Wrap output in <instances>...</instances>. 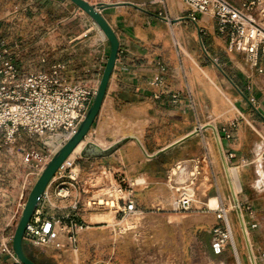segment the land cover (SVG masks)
Wrapping results in <instances>:
<instances>
[{
	"label": "crops",
	"instance_id": "0c3cea01",
	"mask_svg": "<svg viewBox=\"0 0 264 264\" xmlns=\"http://www.w3.org/2000/svg\"><path fill=\"white\" fill-rule=\"evenodd\" d=\"M88 1L106 4L100 12L117 34L119 52L100 112L83 147L75 150L56 173L40 204L45 220L62 221L70 242L66 246L49 242L40 252L52 264H137L135 253L140 246L149 250L169 247L180 258L177 228L170 218L175 211L155 208L154 204L173 198L174 186L166 179L167 173L179 163L195 166L199 161L203 166L199 159L205 155L213 185L204 201L209 204L216 198L220 205L227 199L242 203L243 217L250 219L248 239L242 226L247 256L237 232L235 242L243 262L249 258L251 247L257 263L264 264V192L253 185L260 171L264 175V165L263 161L257 166L242 163L254 161L260 147L264 154V74L243 53L229 49L228 36L218 31L211 16L199 14L193 22L182 0ZM56 3L55 8H72L65 19L72 18L74 4ZM60 22L50 21V25L57 30ZM41 24L38 22L39 27ZM85 25L92 28L83 34L96 31V43L102 48L94 72V88H98L111 46L95 22L85 19ZM259 64L264 66V53L260 54ZM201 97L208 100L210 115L216 116L218 107L217 123L202 120ZM226 132L231 136L227 137ZM88 145L97 148L84 156ZM222 149L225 155H231L227 162ZM97 154L101 155L94 156ZM102 168L112 172V179H124L130 186L166 180L138 190L135 199L144 214L141 226L128 229L118 240L102 210L90 213L73 208L83 196L80 184ZM70 172L77 176V182L70 179ZM37 180L32 178L34 183ZM62 185L70 187L65 198L57 195ZM133 194L135 197V190ZM196 214L191 218L193 229L210 225L200 213ZM119 216L120 220L126 218ZM114 228L121 229L119 224ZM5 258L0 264H14Z\"/></svg>",
	"mask_w": 264,
	"mask_h": 264
},
{
	"label": "built area",
	"instance_id": "2783aa9c",
	"mask_svg": "<svg viewBox=\"0 0 264 264\" xmlns=\"http://www.w3.org/2000/svg\"><path fill=\"white\" fill-rule=\"evenodd\" d=\"M182 1L189 9L193 22H197L199 14L211 16L218 31L228 36L229 49L243 53L246 60L259 73L264 74V66L259 64L260 54L264 53V0ZM13 54L8 47L0 49V254L19 262L12 245L15 233L12 227L16 220L18 223L26 206L25 193L28 189L31 191L36 184L32 178L40 177L52 156L76 133L92 106L97 88H89L83 82L78 85L69 84L64 78L65 65L61 63H53L48 68L39 67L25 73L14 62ZM42 62L45 63L46 58H42ZM226 133L227 137L231 136ZM216 134L220 141L217 130ZM222 152L226 162L227 159L229 161L231 155H225L223 149ZM65 163L58 172L65 167ZM100 171L98 173L101 174L97 173L101 179L99 182V176L94 175L80 184L83 196L74 203V210L90 212L92 208H111L109 203L116 200L120 208L118 214L131 216L138 212L140 207L132 186L124 179L117 181L113 178V184H109V188L113 187L111 191H106L96 199L87 198V194L92 192L86 189L88 182L93 185L98 183L99 188L104 189L107 181L105 178L112 175L107 168ZM69 177L73 182L78 181L72 172ZM124 186L129 195L127 198L116 199L112 190L117 187L124 190ZM69 193L70 187L62 185L57 195L65 198ZM44 197L45 193L40 198L24 235L25 240L39 246L50 242L57 227L62 230L66 228L60 220L43 218L40 204ZM191 202L190 198H179V210H188ZM235 205L243 222L242 203L237 200ZM216 212L217 218L226 223L224 227H216L214 230L211 242L213 251L221 254L229 245H233L236 251L233 231L224 217L226 208L221 207ZM243 231L247 237V231ZM249 248L250 263L255 264L254 253Z\"/></svg>",
	"mask_w": 264,
	"mask_h": 264
},
{
	"label": "rangeland",
	"instance_id": "374dc122",
	"mask_svg": "<svg viewBox=\"0 0 264 264\" xmlns=\"http://www.w3.org/2000/svg\"><path fill=\"white\" fill-rule=\"evenodd\" d=\"M55 2H57L56 4H58V2L74 4L71 0H0V49L8 47L9 51L14 52V62L25 73H30L39 67L48 68L53 63H61L65 65L64 78L69 84L78 85V83L83 82V84L89 88H93L96 83L94 72L98 68V64H100L101 60L100 53L98 52L102 50V48L96 43V31L93 30L87 34L83 33L92 28L90 25H85V19L92 20L93 22L94 20L76 4L73 5L75 10L72 18L65 19L67 16H70V10H72V8L58 5L55 8ZM40 21L42 24L39 27L38 22ZM50 21H61L59 25L56 26L57 30H54L55 27L50 25ZM262 24L264 26V22H262ZM94 25L95 24H93V26ZM37 26L39 28H36ZM97 28L101 31L100 27L97 26ZM81 34V39L73 41V39ZM54 48H56V51ZM42 58H46L45 63L42 62ZM81 68L83 69L82 71H80ZM203 99L204 98L201 97L202 120L217 123L218 118L220 117L218 114V107L216 116L210 115L208 100ZM256 159L254 161L250 159L249 161L244 162L246 164L245 166H257L261 161H263L264 165L263 147H260ZM199 160L203 166H199L200 163L197 161V169H195L196 180L194 184L196 190L190 189V192L186 197L193 200L188 210H179L178 199L181 192H176L175 189L173 190V198L170 197L166 202L154 204L155 208H167L175 211L170 218L172 221L171 223L175 224V227L177 228V236L180 242V258L178 254L172 252V249L169 247L168 249L164 248V250L161 247H157L158 249L155 247L153 250H149L140 246L135 253L137 264H210L212 261L217 264H251L248 257L244 262L242 261L241 249L236 242V251L233 245H229L226 248L227 251H224L221 254H216L213 251L211 242L214 237V230L216 227H224L226 223L223 219L217 218L218 212H216V210L225 207L226 214L224 217L228 219L232 226L234 240L236 238L235 232H237L239 238L242 239L241 247L245 250L247 256L246 245L243 240L242 219L238 213L239 209L235 205V202L233 200L229 201V199L223 200L221 205L217 200L215 209H211L209 204L204 201L209 197V190L212 189L213 183L210 166L208 165L205 155L200 156ZM229 165L232 167L237 166L231 163H229ZM100 172L98 173L97 170L98 174H101ZM97 173L92 174L89 177L94 175L99 176ZM167 174L168 177L166 179H169L170 172ZM263 177L264 175L261 174L260 171V176L258 175L256 179H261L262 182L257 183V181H254L253 185L254 187H259V189L264 192ZM105 179L107 180L106 186H109V184H113L114 182L112 180V175H110V178ZM100 180L99 176L97 182ZM160 181L166 182V180L153 179L148 180L145 184L136 186L131 184L132 189L135 190V198L138 190H143L146 185L151 184L152 182ZM189 181L191 182L192 180ZM86 185V189L92 191L87 194L88 199H96L106 191H109V189L106 190L99 188L98 183L97 185H93L91 182H88ZM124 190L125 193L123 196L127 198L129 192L125 186ZM249 191L251 192V190ZM30 192V189H28L25 193L26 201L28 200ZM239 192L237 193L238 196H240ZM191 196L194 197L192 198ZM96 210H98V208H92L90 209V213ZM100 210H102L101 213L106 214L104 220H106L108 225L115 230L117 240L121 238L124 235V232L128 229L141 226L140 221H142L144 216V214L140 213V211H142L141 208L132 217L126 216L124 220H120L117 217L119 214H117L115 209L107 207ZM118 210H120L119 205ZM247 212L249 216V211L244 209V213ZM196 213H200V217L204 218L205 221H208L210 225L207 224L193 229L191 225L193 220L191 218L192 216H197L198 214ZM121 215L123 216V214H120V218L122 217ZM21 216L22 214L18 219V223ZM243 220L244 225L246 227L247 225L249 226L250 219L247 215L245 216V219L243 217ZM15 223H17V220ZM15 223L12 227L14 231H16L18 225V223L16 225ZM118 224L121 228L119 230L118 228H114ZM182 228L184 231L183 234ZM57 229L62 233L60 235H62L64 240L56 245L66 246L70 242L66 235V231L62 230L60 227ZM24 242V251L30 259L37 264H52L45 254L40 252L42 246L35 245L25 239ZM54 242L56 243V241ZM54 242L51 240L52 244H55ZM3 256V254H0V260H3ZM5 259L9 262H14V264H23L18 258L19 262H16L15 259L7 256ZM257 264H260L259 261Z\"/></svg>",
	"mask_w": 264,
	"mask_h": 264
},
{
	"label": "water",
	"instance_id": "95a60500",
	"mask_svg": "<svg viewBox=\"0 0 264 264\" xmlns=\"http://www.w3.org/2000/svg\"><path fill=\"white\" fill-rule=\"evenodd\" d=\"M71 1L74 4H76L80 9H82L84 12H86L94 20V22L100 27L101 31L104 33V35L106 36L107 40L110 43L111 50L100 83L98 85L94 101L85 119L81 122L76 133L52 156L50 161L46 164L40 177L38 178L36 184L34 185L33 189L29 194L26 206L23 210L22 216L17 225L13 238V249L15 251L17 258L23 264H37L32 259H30L24 251L23 242H24V235L26 229L33 214L35 213V210L39 204V200L44 195L49 183L56 175L58 170L67 161L70 155L75 151L78 145L85 139V137L90 132L91 127L100 112L101 106L106 96L108 84L112 76L117 55L119 52L120 42L117 37V34L100 12L102 9L105 8L106 4L99 3L94 5L91 4L88 0H71ZM91 148L96 150L97 147L95 145H88L87 148H85V150L83 151L84 156H88L87 153ZM98 155L101 154H97L94 156H98ZM239 214L241 217L240 211Z\"/></svg>",
	"mask_w": 264,
	"mask_h": 264
},
{
	"label": "bare ground",
	"instance_id": "6f19581e",
	"mask_svg": "<svg viewBox=\"0 0 264 264\" xmlns=\"http://www.w3.org/2000/svg\"><path fill=\"white\" fill-rule=\"evenodd\" d=\"M86 138L83 141H85ZM83 141L78 145V147L75 150L78 151V150H80L83 147V145H84ZM261 164H262L261 166H263V163H261ZM195 169H197L196 165L194 167V166H190L188 163L187 164H183V165L179 163L171 170L168 180L172 182L176 192H181V194L179 195V198L187 197L189 192H190V189L196 190L195 187H194L195 180H196L195 179L196 178L195 177V171H196ZM227 171H228V174H229L228 166H227ZM233 177H234L235 181L238 183L237 174L236 173L233 174ZM229 179H230V176H229ZM189 180H192V181L190 182ZM230 182H231V179H230ZM260 182H262L261 179L257 180V183H260ZM231 185H232V182H231ZM112 188L113 187L109 188V186H105L104 187V189H106V190L109 189V191H111ZM232 188H233V186H232ZM112 192H113V195H115L116 199H119L121 197H124L123 195L125 193V190H123L121 187H117L114 190H112ZM233 192H234V190H233ZM234 194H235V192H234ZM191 197L193 198L194 196H191ZM217 200L218 199H216V198H212V200L209 203V206H210L211 209H215V207L217 205ZM191 201H193V200H191ZM101 204H102V201H101ZM109 204H111V209H115L117 211V214H118V205H117L116 200L113 203H109ZM227 214H228V212H227ZM227 221H228V219H227ZM229 224H230V222H229ZM230 226H231V224H230ZM242 226L244 227V230H246V227L244 225V220L242 222ZM57 228L55 230V233H54L53 237H51L50 242L52 240V242L56 241V243L54 242L55 244H57V243L60 244L64 239H63L62 235H60L62 233ZM231 229H232V226H231ZM247 239H248V237H247ZM253 259H255L254 254H253ZM255 264H257L256 259H255Z\"/></svg>",
	"mask_w": 264,
	"mask_h": 264
}]
</instances>
